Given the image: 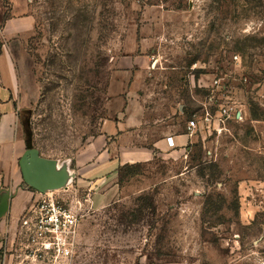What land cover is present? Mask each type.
Returning a JSON list of instances; mask_svg holds the SVG:
<instances>
[{"label":"rangeland","instance_id":"rangeland-1","mask_svg":"<svg viewBox=\"0 0 264 264\" xmlns=\"http://www.w3.org/2000/svg\"><path fill=\"white\" fill-rule=\"evenodd\" d=\"M152 2L3 0L0 28L11 18L28 28L10 36L23 35L28 56L26 139L46 158L69 160L100 132L111 72L133 36L151 53L139 84L150 120L179 130L200 112V74L228 80L241 103L242 118L189 151L120 168L108 202L72 181L57 189L83 207L70 264H264V213L241 219L239 195L240 183L264 181V0ZM6 253L1 264H50L16 246Z\"/></svg>","mask_w":264,"mask_h":264},{"label":"crops","instance_id":"crops-1","mask_svg":"<svg viewBox=\"0 0 264 264\" xmlns=\"http://www.w3.org/2000/svg\"><path fill=\"white\" fill-rule=\"evenodd\" d=\"M5 7L0 0V24ZM23 19L11 18L0 28V254L16 246L20 220L34 203L38 193L23 179L19 161L27 151L23 109L29 96L23 89L28 60L23 35L10 36ZM134 39V40H132ZM133 49L117 59L107 84L106 118L100 132L64 162L56 159V168L66 166L72 182L85 188L99 201L108 202L113 196L118 168L125 164L144 163L166 154L191 149L194 137L187 134V122L179 130L162 124L164 118L150 120L144 103V92L139 84L147 71L151 53L148 39L133 36ZM213 73L200 74L195 81L208 87ZM28 94V93H27ZM181 106L180 111L182 112ZM172 136L174 147L167 137ZM40 155L43 154L40 152ZM44 157V156H43ZM241 219L251 222L258 213H264V181H244L239 185ZM2 263L0 259V264Z\"/></svg>","mask_w":264,"mask_h":264},{"label":"built area","instance_id":"built-area-1","mask_svg":"<svg viewBox=\"0 0 264 264\" xmlns=\"http://www.w3.org/2000/svg\"><path fill=\"white\" fill-rule=\"evenodd\" d=\"M207 89L201 111H194L187 121V134L202 140L220 134L227 123L242 118L241 103L234 97V87L228 80L215 75ZM167 142L174 147L172 136L167 137ZM54 192H38L34 203L24 212L16 248L41 263L70 264L76 255L78 226L84 216L82 202Z\"/></svg>","mask_w":264,"mask_h":264},{"label":"water","instance_id":"water-1","mask_svg":"<svg viewBox=\"0 0 264 264\" xmlns=\"http://www.w3.org/2000/svg\"><path fill=\"white\" fill-rule=\"evenodd\" d=\"M26 142L27 151L19 161L24 181L41 193L67 187L73 180L68 168L64 165L57 169L56 160L41 156L30 137H27Z\"/></svg>","mask_w":264,"mask_h":264},{"label":"trees","instance_id":"trees-1","mask_svg":"<svg viewBox=\"0 0 264 264\" xmlns=\"http://www.w3.org/2000/svg\"><path fill=\"white\" fill-rule=\"evenodd\" d=\"M141 1L145 2L143 4H148V5L154 4L152 2L154 0H141ZM164 1H166V0H162V2H164ZM186 6H188V5H186V4L183 5L181 0H179V2L178 3L176 2V5H174V9H182V8H185ZM190 116H191V114L189 115L188 119L190 118ZM251 116L253 119H259V117L261 118L263 116V113H260L256 107H253L251 109ZM188 119L186 120V122L188 121ZM202 142H203V140L201 139V137L200 136L197 137V139L193 143L190 144L191 149L195 146H198V144H202ZM138 165H139V163L125 164V165L121 166L120 168L132 169L133 167L135 168ZM120 168H118V169L121 170Z\"/></svg>","mask_w":264,"mask_h":264}]
</instances>
